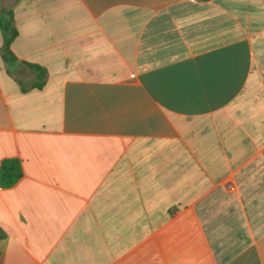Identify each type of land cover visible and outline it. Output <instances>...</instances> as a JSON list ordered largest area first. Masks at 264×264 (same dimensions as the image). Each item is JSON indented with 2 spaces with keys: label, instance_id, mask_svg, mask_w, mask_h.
<instances>
[{
  "label": "crops",
  "instance_id": "0c3cea01",
  "mask_svg": "<svg viewBox=\"0 0 264 264\" xmlns=\"http://www.w3.org/2000/svg\"><path fill=\"white\" fill-rule=\"evenodd\" d=\"M3 8L0 264H264V0Z\"/></svg>",
  "mask_w": 264,
  "mask_h": 264
},
{
  "label": "trees",
  "instance_id": "16d2710c",
  "mask_svg": "<svg viewBox=\"0 0 264 264\" xmlns=\"http://www.w3.org/2000/svg\"><path fill=\"white\" fill-rule=\"evenodd\" d=\"M0 31L5 38L4 57L9 59L11 54V44L19 34L14 25V13L11 9L3 8L0 10ZM31 67L37 71L38 80L35 86H41L46 75V70L39 64H31ZM24 174L21 160L19 158H5L0 165V187L7 188L14 185ZM4 236V230L0 227V239Z\"/></svg>",
  "mask_w": 264,
  "mask_h": 264
}]
</instances>
